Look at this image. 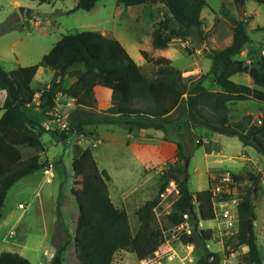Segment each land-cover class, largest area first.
I'll use <instances>...</instances> for the list:
<instances>
[{
	"label": "trees",
	"instance_id": "16d2710c",
	"mask_svg": "<svg viewBox=\"0 0 264 264\" xmlns=\"http://www.w3.org/2000/svg\"><path fill=\"white\" fill-rule=\"evenodd\" d=\"M48 2L50 0H38ZM99 0H77L73 8L92 9ZM264 4V0H257ZM127 6L141 4H162L170 14L168 19L153 29L154 48H167L173 38L193 36L200 42L205 40L204 18L201 12L208 6L207 0H118ZM245 11L247 0H234ZM246 16L234 19L231 42L220 49H209L205 55L212 60L210 69L199 76H184L167 56H152L144 49L142 55L154 68L147 75L142 66L131 56L126 46L115 36L97 29H87L64 34L47 52L41 61L31 65H17L6 70L0 64V88L6 96L0 116V220L3 205L10 187L23 176L43 168L45 162L41 154L45 151L42 140L44 132H51L60 140L73 133L74 128L84 129L85 124H121L132 132L135 128H155L169 135V115L184 100L186 116L178 123V128L205 125L209 128L238 137L244 145L254 147L264 158V124L254 130L243 131L229 122L228 103L235 99L253 98L264 102V53L261 49H249V61L235 57L240 54L251 35L247 29ZM174 21L178 26H172ZM195 29V30H194ZM264 29V27L260 28ZM189 49V48H188ZM75 63L84 67L74 71L76 79L67 88L61 84L65 71ZM40 66L54 70V75L40 93V104L47 110L54 105L58 91L64 90L76 98V107H90L92 116L70 122L64 130L48 128L41 121L31 118L24 107L34 103L37 90L32 81ZM237 72H246L257 86L240 83L232 78ZM213 76L221 90H211L204 84L207 76ZM101 84L112 89L111 105L98 110L94 87ZM186 98L184 99V95ZM202 144L201 139L197 145ZM183 142L177 141V158L186 160ZM177 161L170 164L162 176L158 193L147 199L137 210L140 225L132 230L129 214L125 207L114 203L108 181L111 176L107 169L100 168L93 154V145L88 144L73 160V171L79 207L75 229V252L79 264H112L114 255L120 250H129L139 259L155 254L157 248L168 239L164 229L155 221V209L161 201V194L170 181H175L178 197L172 210L167 214L174 226L187 221L185 214L195 219L194 229L180 231L179 238L184 243L197 244L211 239L212 229L196 227L199 220L216 217L215 195L211 180L205 189L193 192L188 185L184 165ZM236 180L238 175L232 173ZM256 175L253 184H258ZM254 185L250 186L237 203L239 228L233 235L235 245L246 244L248 250L243 255L246 264H264L253 228L249 231V219H256L253 197ZM197 215V217H195ZM65 245L59 246L51 264H62ZM219 252L201 256L194 264H220ZM0 264H33L17 251L0 252Z\"/></svg>",
	"mask_w": 264,
	"mask_h": 264
},
{
	"label": "rangeland",
	"instance_id": "374dc122",
	"mask_svg": "<svg viewBox=\"0 0 264 264\" xmlns=\"http://www.w3.org/2000/svg\"><path fill=\"white\" fill-rule=\"evenodd\" d=\"M76 1L50 0L41 3L38 0H0V64L6 70H12L17 67L18 58V62L23 64L38 63L62 35L97 29L107 30L119 39V36L124 35L126 40H120L135 61L144 64V71L148 75L154 66L145 61L142 49L152 56L171 57L172 64L181 70L199 65L207 72L212 60L205 52L228 45L233 36L234 19L241 17L240 7L234 0H207L208 6L201 12L205 20V40L200 42L192 35L185 38L176 37L167 49H162L153 47L152 32L161 21L170 16L163 5L127 6L118 0H99L90 10L80 8L70 12ZM21 6L28 8L25 16L20 12ZM245 8L242 16H246L247 29L251 35L247 46L255 45L260 48L264 45V29H260L264 27V4L257 0H247ZM171 25L178 26L174 21ZM15 41L17 43H14ZM235 57H240V54ZM186 75L199 76L196 70L187 71ZM52 76V69L41 66L33 85L41 88L51 81ZM245 76L244 73H238L233 78L243 80ZM253 103L264 107V103L258 100H242L238 101L236 114L244 113L249 116L246 106L254 108ZM104 104L105 107L108 105L102 101V105ZM186 108V102L183 101L177 113L169 117L168 137L183 142L189 158L187 175L190 190L196 192L209 186V177L214 171L209 172L210 169L229 168L239 178L236 182V192L224 198L235 197L237 201L235 204L233 201L224 205L215 203L216 217L199 220V227L212 229L211 239L205 243H184L179 238L180 231L185 228L191 232L195 219L189 214L186 216L187 221L180 226H174L169 221L167 214L178 197L177 184L173 180L170 181L155 209V221L164 229L168 239L157 248L153 256L142 260L132 251L120 250L114 255L112 264H194L201 256L211 255L212 252L220 253V264H246L242 258L248 246L235 245L233 235L239 228L237 202L252 185L255 187L253 197L257 213L256 219L252 220V228L264 262V158L254 147L244 145L238 137L221 132L217 134L208 126L196 124L190 128H178ZM26 110L38 121H42L45 116L40 108ZM1 113L2 110L0 116ZM93 113V109L74 108L72 117L78 120L92 116ZM254 121L257 127H262L264 111ZM85 128H74L73 134L66 142L55 140L51 132L42 134L46 149L41 156L45 163H53V180L43 182L44 175L37 171L24 176L10 188L0 220V252L17 251L28 257L33 264H51L57 248L65 245L62 264H79L74 241L79 213V193L73 190L76 182L72 163L82 149L88 144L93 145V142H97L93 145V154L98 166L107 169L111 175L108 181L110 195L115 204L127 209L132 230L137 231L140 221L136 210L158 193L165 169L180 161L176 158L177 152L171 154L166 162L145 163V157L138 155L127 144L126 139L133 135H130L132 132L123 125H99L98 134ZM216 134L219 136L215 137ZM200 135L212 138L211 144L217 145L220 153H211L212 145L203 143ZM198 139H201L202 144L197 145ZM256 175L259 177L258 184H253ZM19 201L26 207H18ZM12 229L16 234L10 236ZM44 238L53 242V252H44Z\"/></svg>",
	"mask_w": 264,
	"mask_h": 264
},
{
	"label": "crops",
	"instance_id": "0c3cea01",
	"mask_svg": "<svg viewBox=\"0 0 264 264\" xmlns=\"http://www.w3.org/2000/svg\"><path fill=\"white\" fill-rule=\"evenodd\" d=\"M141 5H144V4H141ZM149 5V4H148ZM162 5V4H161ZM246 6V4H245ZM245 11H246V8H245ZM102 31L103 33L105 34H109V31L107 30H100ZM120 39H123V40H126L124 35L123 36H119ZM117 38V37H116ZM60 39V38H59ZM58 39V40H59ZM119 39V38H118ZM119 39V40H120ZM57 40V41H58ZM19 41V40H18ZM56 41V42H57ZM121 41V40H120ZM55 42V44H56ZM122 42V41H121ZM14 43H17V41H15ZM54 44V45H55ZM53 45V46H54ZM248 45V44H247ZM245 46V48L242 50V52L240 53V58H244L246 59L247 61H249V57H248V51L249 49H254V50H259V46H255V45H249V46ZM52 46V47H53ZM51 47V48H52ZM169 47V46H168ZM167 47V48H168ZM51 48L47 51L49 52L51 50ZM167 48H162V49H167ZM262 53H264V45L262 47H260ZM46 52V53H47ZM45 53V54H46ZM44 54V55H45ZM43 55V56H44ZM164 56H167V55H164ZM169 57V56H167ZM145 58V57H144ZM171 58V57H170ZM172 59V58H171ZM18 61H19V58H18ZM16 62L18 65H22V66H26V65H31L30 63H26V64H23L22 62ZM146 61V59H145ZM145 63V62H144ZM35 64V63H34ZM144 70V64H140ZM41 67V66H40ZM39 67V68H40ZM46 67V66H44ZM84 65L83 63H75L73 65H71L66 71H65V74H64V78H63V81L61 82L62 86L64 88H67L69 87L76 79V76H75V73L74 71L76 69H79V68H83ZM47 68V67H46ZM49 68V67H48ZM51 69V68H50ZM39 70V69H38ZM37 70V71H38ZM181 70V69H180ZM190 70H196L197 71V74L199 75L200 73H203L205 71H203V69L201 68V66L197 65V67H193V68H186L184 70H181L182 71V74L184 76H188L186 75L187 71H190ZM53 71V75H54V70L52 69ZM145 72V71H144ZM146 73V72H145ZM238 73H244L246 74L245 78L243 80H235L233 77L238 74ZM37 74V72H36ZM36 74H35V77H36ZM148 75V74H147ZM34 77V79H35ZM53 77V76H52ZM232 78L237 81V82H240V83H245V84H248V85H251V86H256L253 82V79L252 77L246 73V72H237L235 74L232 75ZM33 79V80H34ZM50 82H46V84L41 87V88H37L36 86L33 85V81H32V86L37 90V92L35 93V96H34V103L32 105H28V106H25L24 109L25 111L27 112L26 108H40L41 111L43 112V114L45 115L44 118L42 119V123L44 124L47 120V115L46 113H44V110L40 104V93H41V90L46 86V85H49ZM204 84L211 90H221V86L214 80L213 76L209 75L207 76L205 79H204ZM257 87V86H256ZM94 91H95V96L97 98V107H98V110H102L104 108H108L110 105H111V98H112V89L107 87V86H103L101 84H96L95 87H94ZM5 96H6V92L5 90L1 89L0 90V110H2V113H3V109H1V107L3 106L4 104V100H5ZM186 98V94L184 95V99ZM248 99H253V98H248ZM242 100H247V99H238V100H231L229 103H228V114H229V122L232 123L233 125L237 126L239 129L243 130V131H246V130H251V132H254V130L258 129L259 127L256 126L255 124V119L256 117H258V115L260 113H263L264 111V107H260L258 106L256 103H253L252 105H254V108H251L250 105L246 106V112L249 114V116L247 114H236V109H238V101H242ZM253 100H256V99H253ZM102 101L103 102H106V104H108L106 107H105V104L102 105ZM184 101V100H183ZM182 101V102H183ZM259 101V100H258ZM181 102V104H182ZM262 102V101H261ZM264 103V102H263ZM256 106V107H255ZM76 107V106H75ZM74 107V108H75ZM74 108L71 109V117H70V122H72L74 119H73V110ZM78 108V107H77ZM80 108L82 109H92L90 107H86V106H80ZM179 108V107H178ZM178 108H176L175 110H173L171 112V114H176L177 111H178ZM257 108V109H256ZM94 110V109H93ZM251 110V111H250ZM96 110H94L95 112ZM236 111V112H235ZM176 112V113H175ZM1 113V115H2ZM27 114L29 115V113L27 112ZM171 114L169 116H171ZM187 114V108H186V111H185V114L183 113L181 116L182 118H184ZM30 116V115H29ZM31 117V116H30ZM32 118V117H31ZM112 125V124H107V123H101V124H85V129H92L94 130L97 134L99 133V128L98 126L99 125ZM194 126V125H193ZM192 126V127H193ZM213 130V129H212ZM162 131V132H161ZM215 131V130H214ZM94 132V133H95ZM217 132V134H219L220 132L218 131H215ZM73 134V133H72ZM71 134V135H72ZM219 136V135H217ZM69 135L65 141L63 140H60L56 137L55 140L57 141H63V142H66L68 140V138H70ZM130 135H133L132 137H130ZM128 136V138L130 137V139H126V142L127 144L133 149L134 152H136L138 155L140 156H144L145 157V163L146 161L147 162H166V160L169 158V156L171 154H175V152H177V141L173 138H167L165 136V133L163 130H160V129H155V128H135L133 131H132V134H130ZM200 137L202 138L203 140V143H210L212 142V138H208V136L206 135H200ZM94 144H97V142H93V145ZM212 145V150H211V153L215 152V153H220V148L217 147V145ZM220 146V145H219ZM85 148V147H84ZM83 148V149H84ZM82 149V151H83ZM81 151V152H82ZM80 152V153H81ZM79 153V154H80ZM244 154V153H243ZM77 157V156H76ZM42 158V156H41ZM176 158H177V155H176ZM74 160V159H73ZM218 161H221V159H218ZM144 163V164H145ZM50 166V172L49 174H46L45 171H44V167L43 168H40L39 172H42V174L44 175L43 176V182L46 181V182H51L53 180V177H54V173H53V163L52 162H47L45 163V166ZM215 169H225V170H229V168H215ZM215 169H210L209 172L211 170H215ZM35 171V172H37ZM108 171V170H107ZM35 172H32V173H35ZM31 174V173H30ZM110 174V173H109ZM29 175V174H27ZM26 176V175H25ZM111 176V175H110ZM24 177V176H23ZM22 177V178H23ZM210 178V177H209ZM20 180V179H19ZM18 180V181H19ZM17 181V182H18ZM16 183V182H15ZM14 183V184H15ZM13 184V185H14ZM12 185V186H13ZM11 186V187H12ZM10 187V188H11ZM10 190V189H9ZM8 190V191H9ZM113 199V198H112ZM114 201V200H113ZM19 203H23L21 201L18 202V207L19 206ZM117 205V204H116ZM4 206V205H3ZM26 205L24 204L23 207L21 208H25ZM79 208V207H78ZM59 222V221H58ZM57 224V222H56ZM55 228V226H54ZM13 230V229H12ZM10 230V232L12 231ZM14 231V234H16L15 230ZM10 232H9V235H10ZM11 236V235H10ZM43 248H44V252L45 250H51L52 251V247L54 246L53 242H51V240L48 238H44L43 239ZM21 253V252H19ZM45 254V253H44ZM23 255V254H22ZM25 256V255H24ZM46 256V255H45Z\"/></svg>",
	"mask_w": 264,
	"mask_h": 264
},
{
	"label": "built area",
	"instance_id": "2783aa9c",
	"mask_svg": "<svg viewBox=\"0 0 264 264\" xmlns=\"http://www.w3.org/2000/svg\"><path fill=\"white\" fill-rule=\"evenodd\" d=\"M76 106V98L70 96L66 91L60 90L57 92L54 105L47 110V120L44 125L48 128H56L58 130H64L70 126L71 109ZM261 121V120H258ZM199 140V139H198ZM46 174L50 172V166H44ZM212 190L215 195L214 205H224L227 202L235 204L237 199H225L224 197L230 196L236 192V178L230 170L220 169L212 171L210 175ZM238 203V202H237ZM20 207H23V203H19ZM238 212V211H237ZM228 210L226 211V214ZM188 214H185L187 216ZM239 215V214H238ZM14 231L10 232L13 235Z\"/></svg>",
	"mask_w": 264,
	"mask_h": 264
},
{
	"label": "water",
	"instance_id": "95a60500",
	"mask_svg": "<svg viewBox=\"0 0 264 264\" xmlns=\"http://www.w3.org/2000/svg\"><path fill=\"white\" fill-rule=\"evenodd\" d=\"M239 7H240L241 17H243L242 16V6L239 5ZM27 10H28L27 7H23V6L20 7V12L22 13L23 16L26 15ZM188 164H189V158L187 157L186 160H185V165H184L186 176L188 174L187 173ZM254 189H255V187H254ZM195 217H197V215H195ZM198 226H199V222H196V227H198ZM251 228H252V219H249V221H248V229H249V231L251 230Z\"/></svg>",
	"mask_w": 264,
	"mask_h": 264
}]
</instances>
